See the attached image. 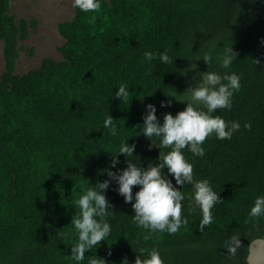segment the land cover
<instances>
[{
  "label": "trees",
  "instance_id": "obj_1",
  "mask_svg": "<svg viewBox=\"0 0 264 264\" xmlns=\"http://www.w3.org/2000/svg\"><path fill=\"white\" fill-rule=\"evenodd\" d=\"M98 3V11L78 8L58 25L69 60L45 59L38 71L18 77L17 40L27 37L28 23L20 21L17 37L8 0H0V37L11 87L0 83V264H89L94 255L106 264H121L125 257L134 264L141 247L156 248L164 264H243L249 242L264 237V215L246 223L254 200L264 196V0ZM229 47L238 55L225 69L222 57ZM148 51L156 54L151 62L144 58ZM165 51L173 63L159 59ZM206 54L212 57L208 66ZM207 70L234 72L241 85L231 110L213 113L238 121L240 130L231 139L210 136L202 145L203 157L184 150L194 178L207 179L221 197L211 209L212 222L199 229L202 214L185 184L182 215L188 223L175 234L153 233L145 241L147 231L133 222L131 204L112 182L106 192L112 207L105 217L110 235L83 260L72 259L70 248L78 240L71 223L79 212L76 201L108 179L112 156L126 141L136 145L129 159L138 167L158 163L159 152L168 150L160 148V138L143 135L146 105L156 107L163 123L165 113L184 109L179 94ZM121 85L129 90L123 101L115 97ZM162 102L171 106L161 107ZM109 116L115 136L104 127ZM246 122L250 129L244 128ZM118 159L112 171L127 166L126 156ZM231 236L240 241L235 255L225 247Z\"/></svg>",
  "mask_w": 264,
  "mask_h": 264
},
{
  "label": "clouds",
  "instance_id": "obj_2",
  "mask_svg": "<svg viewBox=\"0 0 264 264\" xmlns=\"http://www.w3.org/2000/svg\"><path fill=\"white\" fill-rule=\"evenodd\" d=\"M73 7L87 13L98 11L101 5L98 0H73ZM237 55L232 47L226 48L222 66L229 68ZM144 58L151 62L156 54L148 51L144 53ZM159 59L165 64L173 63L167 51L160 53ZM211 60V55L206 54L203 57L207 66ZM256 62L260 63L258 59ZM193 80L195 83L186 90L190 94L191 102L186 103V107L175 115L165 113L163 123L156 116V107L152 104L146 105V114L142 117L143 135L149 139L160 138V148L168 150L159 152L158 163L149 164L146 168L138 167L129 159L133 156L136 145H129L126 141L120 145L119 152L112 156L109 169L106 170L108 179L87 188L76 201L79 212L72 216L71 223L78 234V240L70 248L72 259L83 260L86 252L101 244L110 235L111 226L105 217L109 214V207H112L106 196L112 182L118 185L116 191L125 203L131 204L135 213L133 222L147 231L148 234L143 237L145 241L151 239L153 233L175 234L181 226L188 223L182 215L185 195L181 189L185 184L192 188L189 200L194 202L195 208H199L202 214L199 229L203 231L204 226L212 222L211 209L221 202V197L212 190L207 179L194 178L193 165L185 158L184 150L187 149L194 156L203 157L205 150L202 145L210 136L214 134L220 140L231 139L240 130L238 121L227 122L221 116L213 115L218 109L231 110L232 97L241 87L240 77L234 72L220 75L207 70L200 74L199 79L193 77ZM128 95L129 90L125 85H121L115 93V97L122 101ZM196 104L202 107L198 108ZM170 106L171 102L161 103V107ZM113 120L111 116L107 117L104 127L110 129L111 135L115 136L117 130ZM244 128L250 129L251 125L246 122ZM121 154L128 158L125 161L127 166L112 171L120 163L118 156ZM137 187L139 190L133 193V189ZM195 208L190 204L189 212H194ZM262 215L264 196L254 200L246 223ZM239 246L237 236H231L225 241V247L232 255L236 254ZM89 264H106V261L94 255L90 257ZM121 264H129L126 257ZM134 264H164V261L156 248L141 247Z\"/></svg>",
  "mask_w": 264,
  "mask_h": 264
},
{
  "label": "rangeland",
  "instance_id": "obj_3",
  "mask_svg": "<svg viewBox=\"0 0 264 264\" xmlns=\"http://www.w3.org/2000/svg\"><path fill=\"white\" fill-rule=\"evenodd\" d=\"M104 1L112 5V0ZM77 9L73 7V0H8L7 13L17 29V37L21 34L20 21L28 23L27 37L17 40L16 76L23 77L38 71L45 59L55 62L69 60L62 51L66 39L60 34L58 25L71 20ZM3 51L4 42L0 37V83L10 90L5 76ZM189 86L186 85L179 94L185 107L186 103L191 102L190 94L186 92ZM195 106L202 107L199 104Z\"/></svg>",
  "mask_w": 264,
  "mask_h": 264
},
{
  "label": "water",
  "instance_id": "obj_4",
  "mask_svg": "<svg viewBox=\"0 0 264 264\" xmlns=\"http://www.w3.org/2000/svg\"><path fill=\"white\" fill-rule=\"evenodd\" d=\"M243 264H264V237H257L249 242Z\"/></svg>",
  "mask_w": 264,
  "mask_h": 264
}]
</instances>
